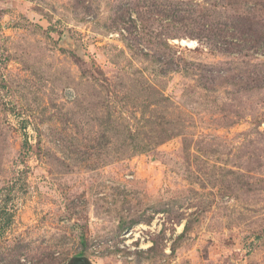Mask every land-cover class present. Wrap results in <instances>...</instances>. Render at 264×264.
<instances>
[{
  "label": "rangeland",
  "instance_id": "rangeland-1",
  "mask_svg": "<svg viewBox=\"0 0 264 264\" xmlns=\"http://www.w3.org/2000/svg\"><path fill=\"white\" fill-rule=\"evenodd\" d=\"M243 22L264 0H0V264H264Z\"/></svg>",
  "mask_w": 264,
  "mask_h": 264
},
{
  "label": "trees",
  "instance_id": "trees-1",
  "mask_svg": "<svg viewBox=\"0 0 264 264\" xmlns=\"http://www.w3.org/2000/svg\"><path fill=\"white\" fill-rule=\"evenodd\" d=\"M236 29H237L236 30L237 34L239 36L243 37L245 39V41H246L247 38H251V40H255L256 43H258V41H260L261 39H262V41L264 40V30L263 31L262 30H257V29L255 30V28L253 30L252 25H249L247 22H245V23L243 22ZM246 42H248V41H246ZM262 47H264V44L262 45ZM135 223L136 222H134L133 224H135Z\"/></svg>",
  "mask_w": 264,
  "mask_h": 264
},
{
  "label": "water",
  "instance_id": "water-1",
  "mask_svg": "<svg viewBox=\"0 0 264 264\" xmlns=\"http://www.w3.org/2000/svg\"><path fill=\"white\" fill-rule=\"evenodd\" d=\"M68 264H93L87 257H75Z\"/></svg>",
  "mask_w": 264,
  "mask_h": 264
}]
</instances>
